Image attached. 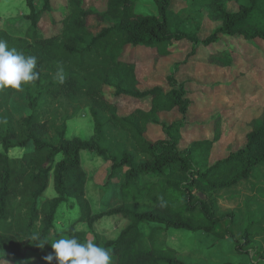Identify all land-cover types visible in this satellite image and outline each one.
I'll list each match as a JSON object with an SVG mask.
<instances>
[{"label": "trees", "instance_id": "1", "mask_svg": "<svg viewBox=\"0 0 264 264\" xmlns=\"http://www.w3.org/2000/svg\"><path fill=\"white\" fill-rule=\"evenodd\" d=\"M36 1L27 0L30 13L21 19L20 24L25 26L21 33L0 28V40L6 41L9 48L37 58L36 71L40 74L38 80L20 90H2L5 99L24 93L31 112L18 123L20 127H14L11 118L2 117L0 104V261L19 259L29 264L31 254L43 249L38 244L47 241L51 247V242L62 234L76 236L81 242L91 240L87 236L89 230L105 216L131 221L103 246L110 249L113 264H197L185 262L179 251L168 245L164 232L170 229L231 237L236 241L238 253L248 252L253 234L247 227L241 238L236 237L235 213L218 212V194L251 177L264 163V108L245 124V145L210 163L214 145L221 138L222 119L218 115L215 120L213 138L196 139L180 148L183 120L190 112L192 100L187 84L178 79V74L192 59L205 55V48L218 45L222 36L262 50L264 0L208 1L211 18L220 24L205 38L200 35L199 21L194 19L186 26L177 23L173 28L174 0H154L159 16L137 12L139 0H106L104 9L87 7V0H69V13L62 19H52L55 31L46 35L40 23L44 14L52 11V0H44L40 8ZM233 1L239 3L236 10L229 6ZM92 17L98 21L97 31L91 26ZM184 40L191 43L192 49L166 76L168 89L162 85L142 89L141 63L124 59L125 50L147 45L154 50L158 62L173 54L172 44ZM227 48L210 51L208 61L219 66L233 64L232 50ZM256 62L264 70V61L256 58ZM60 69L63 82L58 76ZM105 87L115 97L151 99V106L137 107L122 115L118 103L104 92ZM81 94L89 100L93 135L87 139L68 138L63 123L51 137L46 120L49 104ZM174 110L182 115L180 120L161 119L160 114ZM108 122L125 131L147 158L136 163L133 153L124 152L119 157L111 152L107 142ZM151 126L162 132L153 141L146 136ZM17 147L23 150L22 155L11 156L9 151ZM84 150L102 156L110 164L103 181L105 186L126 168L121 199L98 212L87 197L88 174L81 159ZM60 154L62 158L56 162ZM52 173L57 195L51 197L46 192ZM71 200L79 205V216L62 233L55 228L58 210L64 203L74 207ZM132 202L151 207L140 210L131 206ZM226 220L227 226L219 230L218 226ZM146 222L157 225L148 236L140 229ZM79 223L87 224L88 229H78ZM260 257L264 264V253Z\"/></svg>", "mask_w": 264, "mask_h": 264}, {"label": "rangeland", "instance_id": "2", "mask_svg": "<svg viewBox=\"0 0 264 264\" xmlns=\"http://www.w3.org/2000/svg\"><path fill=\"white\" fill-rule=\"evenodd\" d=\"M208 1L210 0H174L171 11L173 28L177 23L186 26L189 20L194 19L199 21L201 37L205 38L211 35L220 23L211 18L207 8ZM241 1L247 2V0ZM35 4L37 8H40L44 4V0H37ZM85 4L87 7L94 6L104 9L106 0H87ZM51 5L52 11L49 12L50 14H44L40 23V27L46 35L55 31L52 19H62L70 11L69 0H52ZM229 6L232 10H236L239 3L233 1ZM137 12L159 16V8L154 0H139ZM29 13L30 7L27 0H0V28L7 27L16 33H21L25 27L20 24L21 19ZM91 26L95 31L99 28L95 17L91 18ZM171 48L173 54L159 59L158 62V59L153 56L154 50L147 45L137 48L130 46L125 50L124 59L141 63L139 78L142 89L154 85H162L166 90L168 89L166 76L171 72L176 62L185 59L191 51L192 45L189 41L184 40L172 44ZM225 48L232 50L233 64L219 66L208 61L207 56L210 51L214 52ZM261 48L262 50L250 46L248 42L226 39L222 36L218 45L205 48V51L203 50L205 55L201 54L181 68L178 79L187 84L192 105L188 116L183 120L181 131L183 139L180 148H186L196 139L213 138L216 130L215 120L218 115L222 119L221 138L214 145L210 163H214L232 150H237L245 145L246 134L243 131L245 124L252 117L259 115L264 108V70L259 62H256V58H260L261 62L264 61V44ZM155 63H158L157 66L154 65ZM104 92L110 99L118 103L122 115L129 114L137 107L149 108L151 106V99H135L124 95L115 97L109 87H105ZM0 104L2 105V117L6 120L11 118L14 127H20L19 124H21L24 115L31 112L24 93H18L5 99L2 90H0ZM236 112L239 113L235 114ZM160 117L162 120L173 122L180 120L182 115L178 110H174L164 112L160 114ZM46 120L50 124L51 137L55 133L54 129L61 127L63 123L67 126L66 137L68 138L87 139L94 133V119L89 100L84 94L52 101L47 107ZM6 124H4L5 128L8 127ZM161 134L159 129L151 126L146 136L150 141H153L161 137ZM107 142L111 152L119 157L124 152H130L136 155V163L147 158L139 152L138 147L129 139L125 131L110 122L107 123ZM22 153L23 150L19 147L9 151V154L14 157L21 156ZM61 158L60 154L55 161L57 162ZM81 159L83 168L88 174L87 197L90 199L94 211L98 212L119 201L123 194L121 193V183L126 168L117 179H113L109 185L105 186L103 181L107 177L110 164L102 156L88 150L81 152ZM53 179L52 173L50 186L46 192L51 197L57 195ZM230 190L224 189L218 194V212L233 211L235 213L233 232L236 237L241 238L248 227L250 234H253L248 252L238 253L236 241L231 237L221 238L217 234L179 229H170L164 232L168 245L176 248L180 253L179 257L185 262L261 264L260 254L264 253V163L256 169L251 177L241 180ZM194 192L204 196L197 189H194ZM71 201L75 204L74 207L64 203L58 210L55 228L62 233L79 216V205L75 200ZM130 205L140 210L151 207L149 204L137 202H132ZM130 222L129 219H120L117 216H105L95 223L94 228L92 231L89 230L87 236L92 241L104 246L107 240L116 238L122 228ZM228 223L229 220L222 222L218 229H224ZM77 226L78 229H88L85 223H79ZM155 227H157L156 224L148 222L140 225V229L146 236ZM62 236L68 237L66 234H62ZM51 252V247L47 243L44 244L40 253L31 254L29 264H47L44 257ZM23 263L24 261L19 259L0 261V264Z\"/></svg>", "mask_w": 264, "mask_h": 264}, {"label": "clouds", "instance_id": "3", "mask_svg": "<svg viewBox=\"0 0 264 264\" xmlns=\"http://www.w3.org/2000/svg\"><path fill=\"white\" fill-rule=\"evenodd\" d=\"M36 68L35 56H25L15 48H9L6 41L0 40V90H20L35 82L40 75ZM62 73L63 70L60 69V82H63ZM46 242L37 246L43 248ZM51 249L52 252L44 257L47 264H52L54 260L56 264H113L110 249L92 240L81 242L76 236L56 239L51 242Z\"/></svg>", "mask_w": 264, "mask_h": 264}]
</instances>
